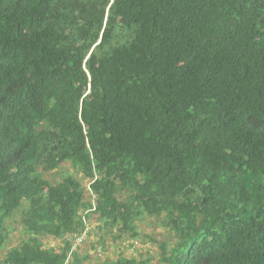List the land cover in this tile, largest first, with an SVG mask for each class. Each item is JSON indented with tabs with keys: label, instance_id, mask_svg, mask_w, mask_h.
I'll return each mask as SVG.
<instances>
[{
	"label": "trees",
	"instance_id": "trees-1",
	"mask_svg": "<svg viewBox=\"0 0 264 264\" xmlns=\"http://www.w3.org/2000/svg\"><path fill=\"white\" fill-rule=\"evenodd\" d=\"M146 215L156 260L79 250ZM0 253L264 264V0H0Z\"/></svg>",
	"mask_w": 264,
	"mask_h": 264
},
{
	"label": "rangeland",
	"instance_id": "rangeland-1",
	"mask_svg": "<svg viewBox=\"0 0 264 264\" xmlns=\"http://www.w3.org/2000/svg\"><path fill=\"white\" fill-rule=\"evenodd\" d=\"M60 170L61 172H68L72 171V168L67 163ZM72 172L76 176V173L74 171ZM56 173L57 171L52 172L51 177H55ZM90 221H88V229L91 231L89 240L86 243L78 242V240L77 242L80 243L78 246L79 250L82 253H89L91 258L97 257L93 245L100 243L99 246L106 247V250L102 254L111 259H116L122 254L128 257H136L140 260L148 259L149 257L156 260L159 244L163 241L170 240L168 232L159 225L158 220L148 215L143 217L139 223L140 239H132L127 233H123L122 236L124 238L116 240L115 238L118 237L117 228L113 232L110 229H101L100 225L102 223L99 222L97 217L91 218ZM17 225L20 227V224ZM18 226L17 231L10 236V244L14 246L19 245L23 239L27 238L26 235L22 234V228ZM50 241V245L54 246L55 242L52 239ZM132 241L137 243L135 249L128 246V243ZM89 262L87 263L90 264Z\"/></svg>",
	"mask_w": 264,
	"mask_h": 264
}]
</instances>
